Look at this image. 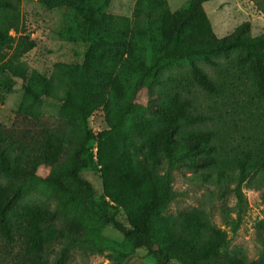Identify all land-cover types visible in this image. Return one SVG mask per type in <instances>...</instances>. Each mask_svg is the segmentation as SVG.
<instances>
[{"label":"rangeland","instance_id":"374dc122","mask_svg":"<svg viewBox=\"0 0 264 264\" xmlns=\"http://www.w3.org/2000/svg\"><path fill=\"white\" fill-rule=\"evenodd\" d=\"M11 1L18 20L8 35L13 39L12 48L18 44L20 49L26 48L18 63L28 74L35 71L48 78L57 63H83L90 44L82 41L66 21L75 0ZM162 1L170 12L185 8L188 2ZM137 2L109 0L104 12L131 19ZM203 9L217 38L228 36L245 22L250 24L249 38L264 33V15L253 0H210L203 3ZM193 68L207 76L213 92L194 83ZM23 85L19 78L0 73V125L30 132L35 144L44 128L53 130L61 125L60 103L27 95ZM173 96L188 101L190 112L204 117L203 122L182 131L211 132L209 146L217 162L203 167L191 166L185 160L173 168L158 170L159 177L168 174L170 186L165 204L153 218L154 237L167 247L170 264H187L184 249L207 242L210 230L216 229L222 232V256L246 264H264V93L255 87L248 66L241 65L238 49L173 62L162 67L137 94L126 116L129 134L133 138L157 134L160 125L154 108ZM87 127L95 136L107 129L102 106L91 113ZM90 153L91 166L81 176L93 186L95 199H104L109 213L126 224L127 211L137 206L147 182L125 163L102 170L95 145ZM47 172L46 168L38 169L39 176ZM0 186L9 187L10 182L0 176ZM35 210L57 211L56 200L37 181L12 202L6 213L10 234L6 237L0 232V264H38L42 253L34 247L29 225ZM58 225L92 241L89 245L66 242L62 264H156L154 257L134 248L112 227L83 226L72 209L62 213ZM52 246L46 249L47 259Z\"/></svg>","mask_w":264,"mask_h":264},{"label":"trees","instance_id":"16d2710c","mask_svg":"<svg viewBox=\"0 0 264 264\" xmlns=\"http://www.w3.org/2000/svg\"><path fill=\"white\" fill-rule=\"evenodd\" d=\"M103 1L75 0L66 21L82 41L90 44L89 49L82 64L57 63L45 78L35 71L28 74L18 63L26 48L20 49V44L12 48L13 39L8 35L18 20L16 7L11 0H0V73L22 80L27 95L60 103L61 121L53 130L44 128L35 144L30 132L0 125V176L10 182L9 187L0 186V232L9 236L7 211L37 181L57 202L56 212L35 210L29 219L31 240L42 253L38 264H62L66 242L91 244L84 235L59 227L58 220L68 209L83 226H110L134 248L154 257L156 264H170L167 247L153 234V218L165 204L170 186L168 174L159 177L157 173L164 166L173 168L185 160L191 166L215 164L209 146L213 135L209 131L183 133V127L199 124L204 117L192 114L190 103L178 96L154 108L160 125L157 134L133 138L126 116L139 91L165 65L236 49L241 65L251 71L258 92L264 93V33L249 38L250 24L245 22L228 36L217 38L203 9V3L210 0H188L186 7L176 12H170L162 0H138L131 19L106 14L109 0ZM253 1L264 15V0ZM191 77L204 91H214L201 70L193 68ZM101 106L107 129L95 136L87 120ZM94 145L102 170L125 163L147 182L137 206L127 211L126 224L109 213L104 199H95L93 186L81 176L91 166L90 149ZM40 167L48 170L46 175H38ZM222 245V232L211 229L207 242L184 249L187 264H246L222 256Z\"/></svg>","mask_w":264,"mask_h":264}]
</instances>
